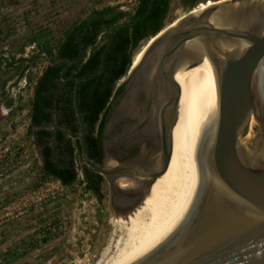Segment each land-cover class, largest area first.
Listing matches in <instances>:
<instances>
[{"label":"water","instance_id":"obj_1","mask_svg":"<svg viewBox=\"0 0 264 264\" xmlns=\"http://www.w3.org/2000/svg\"><path fill=\"white\" fill-rule=\"evenodd\" d=\"M249 1L262 9L254 17L246 8ZM259 1L215 0L199 10L192 7L153 34L138 62L130 64L128 74L134 76L147 68L150 54L157 53L150 69V85L166 91L159 101L163 116L168 113V126L162 131L158 156L146 166H107L88 156L85 126L76 102L82 78L76 77L72 104L80 130L68 134L78 141L81 163L105 177H125L128 170L138 169L144 174L136 173L148 179L145 183L149 187L170 160L178 109L174 74L187 43L205 45L216 76L218 112L209 154L212 177L163 207L153 233L121 264H264V146L249 154L243 152L254 147L251 140L256 133L264 144V112L255 87L257 69L264 59V5ZM223 11H228L223 23L211 19ZM200 60V55L194 57L186 66ZM141 201L142 196L128 205L124 214ZM114 208L119 213L117 204Z\"/></svg>","mask_w":264,"mask_h":264},{"label":"rangeland","instance_id":"obj_2","mask_svg":"<svg viewBox=\"0 0 264 264\" xmlns=\"http://www.w3.org/2000/svg\"><path fill=\"white\" fill-rule=\"evenodd\" d=\"M213 1L200 0L192 7ZM134 2L0 0V91L9 84L16 93L12 113L0 109V264H105L115 253L119 232L113 220L120 214L110 203L106 185L97 198L85 187L81 172L69 187L53 177L39 176L41 148L24 118L42 56L21 77L14 67L5 68L3 58L29 57L34 52L29 38L42 28L59 34L94 7L129 9ZM192 7L169 0L164 25ZM0 101H4L2 93ZM81 164L78 159L77 166Z\"/></svg>","mask_w":264,"mask_h":264},{"label":"trees","instance_id":"obj_3","mask_svg":"<svg viewBox=\"0 0 264 264\" xmlns=\"http://www.w3.org/2000/svg\"><path fill=\"white\" fill-rule=\"evenodd\" d=\"M179 1L192 7L200 0ZM168 9L169 0H135L129 9L109 4L94 7L67 24L59 34L42 28L31 35L34 52L29 57L3 58L5 68L14 67L18 77L39 56L47 61L34 82L27 112L28 130L35 135L43 156L39 166L41 178L50 176L69 187L81 172L85 175V187L100 198L99 187L92 186L87 178L89 168L77 166V139L68 135L80 130L72 104L75 79L82 78L77 84L76 102L85 126L87 153L94 158L98 154L104 108L114 85L127 71L140 42L164 26ZM2 95L6 106L14 103L13 98Z\"/></svg>","mask_w":264,"mask_h":264},{"label":"bare ground","instance_id":"obj_4","mask_svg":"<svg viewBox=\"0 0 264 264\" xmlns=\"http://www.w3.org/2000/svg\"><path fill=\"white\" fill-rule=\"evenodd\" d=\"M260 1L264 5V0ZM245 4L246 8H250V16L254 17L262 10L259 9L258 5L252 4L251 1L245 2ZM201 8L204 7L200 5L194 10ZM227 13L228 11L219 12L213 15L211 19L214 22L223 23ZM172 22L166 26L171 25ZM149 40L150 38L135 50L132 55V65L138 62ZM203 46L205 45L202 42L187 43L180 56L181 62L175 68L174 79L178 89V109L176 122L172 128V151L166 170L155 178L149 187H146L145 181L138 183L135 179L126 177H120L116 180V185L122 188L143 187V192L139 188L136 193V195L142 196V201L126 214L124 212L128 207L127 204L118 207L117 210L120 215L114 217L113 220L115 232H119L115 242L116 250L105 264H121L133 255L157 227L163 207L212 177L209 168V154L217 121L218 90L212 63ZM199 55L201 60L198 64L186 66L187 61ZM155 56L157 53L152 52L150 54L151 59L149 58L148 66L143 71L147 77L151 74L150 69ZM255 87L264 112V59L257 69ZM165 94V88L157 86L156 100L159 101L160 97ZM125 108H127L126 105ZM255 136L257 133L251 140V145L254 147L252 146L247 152L244 148V153L249 154L264 146Z\"/></svg>","mask_w":264,"mask_h":264},{"label":"flooded vegetation","instance_id":"obj_5","mask_svg":"<svg viewBox=\"0 0 264 264\" xmlns=\"http://www.w3.org/2000/svg\"><path fill=\"white\" fill-rule=\"evenodd\" d=\"M150 84V76H145L142 69L134 76L128 74L127 69L116 81L104 108V122L97 140L98 154L91 158L94 162L105 163L107 166L122 163L146 166L148 162L156 159L162 131L167 129L169 116L168 113L163 116L164 110L160 109L162 102L156 100V88ZM136 171L144 174L138 169H130L125 173V177L134 178L138 183L148 180L146 177L138 176ZM88 174L90 184L99 187V191L104 184L106 185L113 207L115 204L117 207L122 206L118 203L130 205L141 198L140 195H136L140 186L122 188L116 185V180L120 178L117 174L105 177L91 168L88 169ZM82 176L85 175L82 173Z\"/></svg>","mask_w":264,"mask_h":264},{"label":"crops","instance_id":"obj_6","mask_svg":"<svg viewBox=\"0 0 264 264\" xmlns=\"http://www.w3.org/2000/svg\"><path fill=\"white\" fill-rule=\"evenodd\" d=\"M47 64V61L44 59V58H42V66H41V69H40V71L38 72V74H37V76H36V78H35V80L37 79V77L41 74V72H42V70H43V68L45 67V65ZM9 83V82H8ZM12 87V86H11ZM11 87H9V84L7 85V86H5L4 87V90L2 89L1 91H0V93H2V94H7V96L8 97H11V98H15V96H16V93H14V91H13V89H11ZM32 89H33V87H32ZM31 89V90H32ZM31 96H32V91H31V94L29 95V99H28V103H27V109H26V111L28 112V107H29V101H30V98H31ZM0 105H1V108L0 109H5V110H7L8 111V113H11L12 112V107H13V104L11 105V106H6L5 104H4V101H0ZM3 110H1V112H2ZM25 121H29V119H28V117H27V114L25 115ZM28 124H29V122H28Z\"/></svg>","mask_w":264,"mask_h":264}]
</instances>
